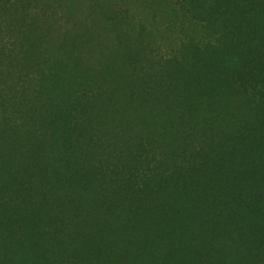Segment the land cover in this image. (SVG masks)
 I'll use <instances>...</instances> for the list:
<instances>
[{
    "label": "trees",
    "instance_id": "16d2710c",
    "mask_svg": "<svg viewBox=\"0 0 264 264\" xmlns=\"http://www.w3.org/2000/svg\"><path fill=\"white\" fill-rule=\"evenodd\" d=\"M0 264H264V0H0Z\"/></svg>",
    "mask_w": 264,
    "mask_h": 264
}]
</instances>
